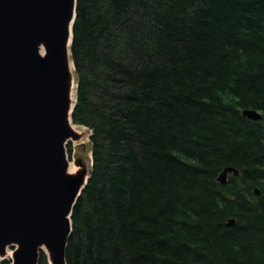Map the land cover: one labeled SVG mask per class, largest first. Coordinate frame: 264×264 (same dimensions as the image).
Segmentation results:
<instances>
[{
	"label": "trees",
	"instance_id": "16d2710c",
	"mask_svg": "<svg viewBox=\"0 0 264 264\" xmlns=\"http://www.w3.org/2000/svg\"><path fill=\"white\" fill-rule=\"evenodd\" d=\"M72 32L92 165L65 263L264 264V0H77Z\"/></svg>",
	"mask_w": 264,
	"mask_h": 264
},
{
	"label": "water",
	"instance_id": "95a60500",
	"mask_svg": "<svg viewBox=\"0 0 264 264\" xmlns=\"http://www.w3.org/2000/svg\"><path fill=\"white\" fill-rule=\"evenodd\" d=\"M76 4L0 0V256L16 245L10 264H47L43 245L51 264H66L72 210L89 178L66 174V145L78 139L71 129L75 103L67 97ZM242 115L261 118L249 109ZM229 174L239 172L226 167L217 182L224 185Z\"/></svg>",
	"mask_w": 264,
	"mask_h": 264
},
{
	"label": "rangeland",
	"instance_id": "374dc122",
	"mask_svg": "<svg viewBox=\"0 0 264 264\" xmlns=\"http://www.w3.org/2000/svg\"><path fill=\"white\" fill-rule=\"evenodd\" d=\"M72 77H73V85L75 87V93H76L77 81H76L75 70H74V74L72 75ZM72 125L79 127V128L83 127V126H79V125H75V124H72ZM80 138L81 139L79 141L81 143L71 141V142H68V144L66 145L67 159H68L69 163H74V165L81 168V170H82L81 172L83 173L84 176H88L89 172H90V168H91V153H90L88 128L84 127ZM76 141H78V140H76ZM67 148H70L69 153L67 151L68 150ZM16 248H17L16 245L6 246L4 253L1 256L0 263L2 261H5V260H8L11 263L12 258H13V254H14Z\"/></svg>",
	"mask_w": 264,
	"mask_h": 264
},
{
	"label": "bare ground",
	"instance_id": "6f19581e",
	"mask_svg": "<svg viewBox=\"0 0 264 264\" xmlns=\"http://www.w3.org/2000/svg\"><path fill=\"white\" fill-rule=\"evenodd\" d=\"M70 42L67 43V47L69 48ZM44 47L42 45L39 46L38 48V54L40 56H43L44 55ZM70 59L69 58V66H68V74L69 76L71 77L73 74H74V69H73V66H72V63L70 62ZM73 78V77H72ZM73 79H70V82L68 83V89H67V97L71 103V106L73 105V103H75V87L73 85ZM71 129L74 133V136L77 137L78 141L74 140L72 142H80L79 140L81 139L80 136H81V133L84 129V127H76V126H73L71 125ZM85 138V137H84ZM87 141V140H86ZM81 143V142H80ZM81 168L77 167L76 165H74V163H68L67 165V169H66V174L67 176H70V177H78L79 175H81ZM83 181V180H82ZM83 184V182H82ZM82 184L80 185V187L82 186ZM40 254H44L45 257L47 258L48 260V263L47 264H51L52 263V256H51V252H50V249L47 248L46 246H41L40 247V250H39ZM12 256V255H11ZM0 259H1V256H0Z\"/></svg>",
	"mask_w": 264,
	"mask_h": 264
}]
</instances>
